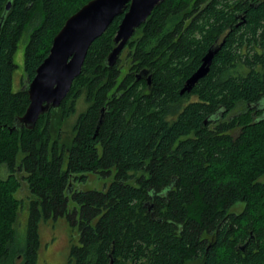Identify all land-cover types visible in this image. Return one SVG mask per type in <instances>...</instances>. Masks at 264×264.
I'll return each instance as SVG.
<instances>
[{"label": "trees", "instance_id": "1", "mask_svg": "<svg viewBox=\"0 0 264 264\" xmlns=\"http://www.w3.org/2000/svg\"><path fill=\"white\" fill-rule=\"evenodd\" d=\"M89 1L11 0L3 21L0 264H37L39 223L59 218L77 228L67 264H264V0H164L108 68L116 17L89 47L60 106L32 130H11L54 37ZM221 43L208 74L180 95ZM142 71L149 86L136 80ZM18 174L30 196L21 240ZM87 174L113 178L103 191L68 194ZM237 205L242 211L231 212Z\"/></svg>", "mask_w": 264, "mask_h": 264}, {"label": "water", "instance_id": "2", "mask_svg": "<svg viewBox=\"0 0 264 264\" xmlns=\"http://www.w3.org/2000/svg\"><path fill=\"white\" fill-rule=\"evenodd\" d=\"M163 1L91 0L70 16L54 37L48 56L38 66L34 78L27 85L29 105L21 117L14 119L11 130L22 127L32 130L40 116L60 106L72 82L81 73L89 47L107 30L116 17L122 16V20L113 39L114 48L105 60L108 68L115 65L126 43L147 21L153 9ZM10 7L11 0H7L0 17V30ZM221 46L222 43L218 48L209 49L200 67L184 83L180 95L189 93L195 84L208 74L212 59ZM147 74V71L140 72L136 75V80L146 78L149 86L151 77ZM260 109L263 110L264 106ZM71 191L70 185L67 193ZM245 246L241 247L242 251Z\"/></svg>", "mask_w": 264, "mask_h": 264}, {"label": "rangeland", "instance_id": "3", "mask_svg": "<svg viewBox=\"0 0 264 264\" xmlns=\"http://www.w3.org/2000/svg\"><path fill=\"white\" fill-rule=\"evenodd\" d=\"M27 42L26 36H24L18 44L17 51L14 56V63L17 66L13 74V91H17L20 88V78L23 74V52ZM125 51L120 55L121 60L124 58ZM124 70V69H123ZM244 109L239 106L235 109L230 116L236 115L242 112ZM77 114L72 115L67 124L73 125ZM69 126L62 129L64 132L61 133L62 141L68 143L72 138L71 128ZM6 175V173H5ZM22 174L16 176L18 187L15 190L14 197L21 202V207L18 212L17 220L15 222V229L20 231L23 227L22 235L18 236L21 240L24 237V228L26 224L27 213L22 204L29 199V192L27 185L22 179ZM5 178V177H4ZM112 175L109 177H102L99 174H87L84 182L71 181L72 191L73 190H95L103 191L112 181ZM71 191V192H72ZM69 211L72 210L73 204L69 203ZM243 209L242 205H237L231 209L233 213H240ZM26 214V215H25ZM39 237H40V249L38 252L37 264H67V258L69 249L72 244H76L77 228L72 227L64 218L57 220H49L47 222L39 223ZM195 264V263H190Z\"/></svg>", "mask_w": 264, "mask_h": 264}]
</instances>
